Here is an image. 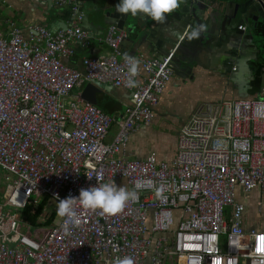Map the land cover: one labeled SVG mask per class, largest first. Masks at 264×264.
<instances>
[{
	"label": "built area",
	"instance_id": "built-area-1",
	"mask_svg": "<svg viewBox=\"0 0 264 264\" xmlns=\"http://www.w3.org/2000/svg\"><path fill=\"white\" fill-rule=\"evenodd\" d=\"M54 3L69 8L66 27L34 24L26 36L9 20L0 31V169L12 176L0 202V264H113L125 255L135 264H264V231L243 228L244 206L235 198L237 186L264 188V99L232 100L220 130L214 115L191 114L169 162L154 152L125 158L119 153L131 132L152 122L172 76L173 51L127 54L140 61L129 88L119 47L127 33L111 24L104 36L110 52L84 56L81 72L63 61L73 42L88 40L80 0ZM86 80L130 92L110 142L114 118L73 94ZM113 182L138 199L113 215L77 202L80 223L67 233L58 216L40 236H30L9 213L45 195L58 203Z\"/></svg>",
	"mask_w": 264,
	"mask_h": 264
},
{
	"label": "crops",
	"instance_id": "crops-1",
	"mask_svg": "<svg viewBox=\"0 0 264 264\" xmlns=\"http://www.w3.org/2000/svg\"><path fill=\"white\" fill-rule=\"evenodd\" d=\"M242 2L200 1L193 12L189 8L186 12L166 14L163 22L150 19L141 40L134 39L136 42L133 43L128 38L121 40L119 47L125 54L143 53L161 57L173 51L176 61L172 76L154 108L152 122L140 125L131 132L127 146L120 155L144 159L154 152L159 159L169 162L176 155L178 133L191 114L214 115L217 129L220 130L229 118L232 100L264 99V36L257 29L258 24L264 23V14L259 11L254 14V7H248L243 14ZM79 5L84 13L81 24L91 32L87 33L86 43L73 42L72 53L63 57V61L82 72L84 56L110 52L104 39L105 31L109 25H116L118 17L115 14L106 15L111 7L102 0H80ZM248 13L249 18L242 17ZM9 20L14 21L28 36L30 25L45 24L55 31L66 25L69 17L54 0H0L2 33L8 30ZM199 24L206 29L211 28L213 37L207 38L210 34L204 32L198 42L184 45L177 52L182 35L186 33L189 39L191 30ZM73 94L114 118L105 139L106 142L112 141L124 117L125 105L130 102V92L110 83L86 80L75 87ZM11 181L12 176L3 172L0 177V202L4 201L7 185ZM2 183L4 189L1 188ZM235 198L244 206L241 217L243 228L247 231H264V188L257 186L244 192L237 186ZM24 207L11 208V218L16 220L19 227L24 225L33 229L32 233L21 231L33 237L40 236L49 225L33 227L27 224L21 216ZM58 220L56 216L53 224Z\"/></svg>",
	"mask_w": 264,
	"mask_h": 264
},
{
	"label": "clouds",
	"instance_id": "clouds-1",
	"mask_svg": "<svg viewBox=\"0 0 264 264\" xmlns=\"http://www.w3.org/2000/svg\"><path fill=\"white\" fill-rule=\"evenodd\" d=\"M182 0H120L116 5V11L122 14L151 19L157 22H163L168 14L174 13L180 8ZM167 14V15H166ZM204 25H198L192 29L190 36L197 38ZM125 59L129 64L127 87L136 86L134 77L137 75L140 61L125 54ZM138 199L135 190L126 189L123 186L118 187L113 183H101L98 186H90L81 189L78 197H67L58 199L56 213L64 218L61 225L62 230L67 233L71 227H76L80 223V217L76 210V203L86 210H100L102 214L113 215L119 213L125 206ZM260 250L264 252V239L260 242ZM113 264H135L131 256L116 258Z\"/></svg>",
	"mask_w": 264,
	"mask_h": 264
},
{
	"label": "water",
	"instance_id": "water-1",
	"mask_svg": "<svg viewBox=\"0 0 264 264\" xmlns=\"http://www.w3.org/2000/svg\"><path fill=\"white\" fill-rule=\"evenodd\" d=\"M102 1L105 2V5L111 7L109 12L108 13L106 12V15L111 16L112 14H115V16L118 17L116 25L119 28L126 30L127 35L124 38H128L129 40L132 41V43L135 41L134 39H136L137 41L142 39L143 34H144V28L145 27L147 28L146 23L150 19L142 18L140 15H137L136 17H132L130 14L127 15V14H122V13L117 12L116 11V5L120 2V0H102ZM200 1L208 3L211 0H182L180 8H178L174 13L186 12L187 10H189V8H192V10L190 12H193L196 8L195 6L199 5ZM242 1L243 2L241 3V5H242L243 14L245 13V9L247 10L248 7L249 8L250 7L255 8V9H252L253 10L252 12L254 14L257 11L264 14V1H262V0H242ZM248 11H249V9H248ZM250 11H251V9H250ZM249 16H250L249 13L247 15H242V17L245 19L249 18ZM64 27H66V25L62 26V28H64ZM85 30L89 33L91 32L87 28ZM204 32L205 33L209 32L210 35H208L207 38L213 37L214 31H212L211 28H208V29L204 28L197 38H192L190 36L189 39H187V37L185 35L186 33H184L182 35L183 37L181 38L180 43L176 47V51L180 52L184 45H187L193 41L198 42V40L201 38V36ZM174 53H175V51H174ZM175 61L176 60L174 59V54H173V58L171 60L172 71L174 69V62Z\"/></svg>",
	"mask_w": 264,
	"mask_h": 264
},
{
	"label": "trees",
	"instance_id": "trees-1",
	"mask_svg": "<svg viewBox=\"0 0 264 264\" xmlns=\"http://www.w3.org/2000/svg\"><path fill=\"white\" fill-rule=\"evenodd\" d=\"M64 14L69 16L70 10L67 7H63ZM258 31L264 36V23L257 25ZM57 203L49 196L45 195L38 203L28 201L25 205L21 216L26 220L27 224L34 226L49 225L53 226L56 213ZM24 220V221H25Z\"/></svg>",
	"mask_w": 264,
	"mask_h": 264
},
{
	"label": "rangeland",
	"instance_id": "rangeland-1",
	"mask_svg": "<svg viewBox=\"0 0 264 264\" xmlns=\"http://www.w3.org/2000/svg\"><path fill=\"white\" fill-rule=\"evenodd\" d=\"M3 172H4V171H3L2 169H0V177L3 176ZM4 173H5V172H4ZM6 174H7V173H6ZM4 186H5L4 183H2V184H1V188L4 189ZM4 191H5V190H4ZM7 209H9V208L7 207ZM18 225H19V224H18ZM19 228H20V230H23V231H25V232H27V233H28V232L32 233V231H33V229H29L28 227H26V226H24V225L21 226V227H19ZM47 228H48V227H47ZM6 229H7V228H6ZM45 229H46V228H45ZM222 238H223V235L220 237V239H222ZM7 239H8V236H7V237H4V238H3V241L6 242Z\"/></svg>",
	"mask_w": 264,
	"mask_h": 264
}]
</instances>
